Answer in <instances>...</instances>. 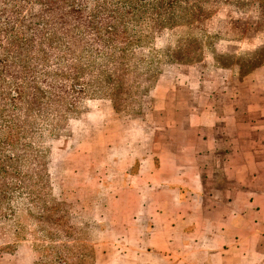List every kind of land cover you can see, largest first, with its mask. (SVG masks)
Here are the masks:
<instances>
[{"label":"rangeland","instance_id":"374dc122","mask_svg":"<svg viewBox=\"0 0 264 264\" xmlns=\"http://www.w3.org/2000/svg\"><path fill=\"white\" fill-rule=\"evenodd\" d=\"M47 1L0 0V264L142 263L116 249L114 163H194L199 130L228 127V101L264 83V0ZM76 34L99 42L78 60ZM72 77L86 94L61 121L46 86ZM205 109L222 121L198 127Z\"/></svg>","mask_w":264,"mask_h":264},{"label":"crops","instance_id":"0c3cea01","mask_svg":"<svg viewBox=\"0 0 264 264\" xmlns=\"http://www.w3.org/2000/svg\"><path fill=\"white\" fill-rule=\"evenodd\" d=\"M232 98L226 129L199 130L194 163L168 155L114 163L116 249L144 254L139 264H264V83ZM219 117L205 109L197 126Z\"/></svg>","mask_w":264,"mask_h":264},{"label":"trees","instance_id":"16d2710c","mask_svg":"<svg viewBox=\"0 0 264 264\" xmlns=\"http://www.w3.org/2000/svg\"><path fill=\"white\" fill-rule=\"evenodd\" d=\"M159 1H162L163 3L164 2H167V3L175 2V0H168V1L159 0ZM47 3H45L46 11L47 10L53 11V6L56 5V0H48ZM71 11H72L73 19L82 18V11L75 10L74 8H72ZM69 15H70V13H69ZM53 24H55V21H52L49 19L44 20V25L47 28H50V27L54 28L55 26ZM74 28H75V30H77V27H74ZM100 40H102V39H100ZM102 41L104 42V40H102ZM65 42H66V50H67L68 56H69V58L71 57L74 60H78L79 57L85 51L89 50V47H91V49H92L96 45L99 46V42L96 41L95 39H89L86 37H82L79 34H76L75 36L70 37L69 39L67 38V41L65 40ZM108 42H109V40H108ZM118 49H121V48H118ZM124 50H126V49H124ZM49 76H50V74H49ZM14 79H15V82L18 84V81H16L17 76H14ZM72 79L77 83L70 85V83L67 82V84H62L60 86H53L51 84H48L46 86L47 88H49L48 90H50V96L47 99L48 106L49 107H55V108L59 109V110H57V112H58V115L60 116L59 118L61 119V121H64L66 116H68L69 114L73 113L76 110L77 104H78V99H80L82 97V95L86 94V92H85L86 87H82L80 85L78 87L77 84L80 83V81L77 80L78 78L72 77ZM109 79L114 81V79L111 77H109ZM118 85H120V84H118ZM120 86L123 87V85H120ZM120 90H121V88H119V86L114 88L113 89V95L120 96V93H121ZM15 92L17 93L18 90ZM127 92L130 93V89H127ZM18 94L20 95V92ZM116 102H118V101H116ZM61 261L66 263L65 260H61Z\"/></svg>","mask_w":264,"mask_h":264}]
</instances>
